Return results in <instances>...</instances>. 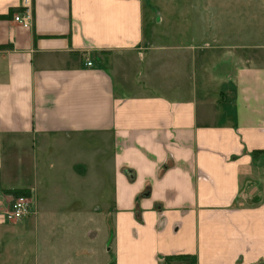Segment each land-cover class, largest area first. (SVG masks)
Returning a JSON list of instances; mask_svg holds the SVG:
<instances>
[{
	"label": "crops",
	"instance_id": "crops-1",
	"mask_svg": "<svg viewBox=\"0 0 264 264\" xmlns=\"http://www.w3.org/2000/svg\"><path fill=\"white\" fill-rule=\"evenodd\" d=\"M144 4L30 0L23 29L21 0H0V233L31 264H94L109 220L102 264H264V33L213 23L207 42L200 7L172 42ZM14 189L38 212L8 223Z\"/></svg>",
	"mask_w": 264,
	"mask_h": 264
},
{
	"label": "rangeland",
	"instance_id": "rangeland-1",
	"mask_svg": "<svg viewBox=\"0 0 264 264\" xmlns=\"http://www.w3.org/2000/svg\"><path fill=\"white\" fill-rule=\"evenodd\" d=\"M144 2L146 22L153 23L158 32L166 28L170 29L172 34L170 37L175 39V41L172 42L180 41L178 34L175 36L173 33H175L176 30L178 31L181 27L184 28L186 24L194 23L196 20V9H200V7L204 9L201 13H203L202 22L204 23L207 42L212 37L213 23H215L217 27L223 25H225V27L228 25L232 28L235 27L237 39L243 36V25H246L247 29L251 28L253 41L255 37L258 38L260 35L261 29L262 33H264V0H203V3H201V0H144ZM198 13H200V11H198ZM149 16H151V20L147 19ZM221 31L225 32L223 30ZM216 32H219V28L216 29ZM207 37L209 39H207ZM181 39L183 38L181 37ZM92 145V160L93 163H97L96 167H99L101 155L94 147V145L98 147L99 143L92 142ZM11 160V165L14 167L18 163L19 158L13 157ZM105 175L107 177L105 188L102 190L93 189L90 191V198L88 197L92 204H96L98 207L101 206L102 210H104V204L108 206L107 208L111 206L114 192L110 174ZM64 184L68 183L65 181ZM33 206L34 208L31 215H36L38 211L36 205L34 204ZM101 219H103V216ZM94 224L95 223H93V225ZM93 225L92 229L98 230V235L97 239L93 241L92 244L93 254L90 262L94 264L109 262L111 261V252H106V247L109 249L112 245L108 244L106 246L105 242L111 235L110 230L112 231V222L109 220L106 226L105 222L102 221V223H98L99 227H97V229L95 228L96 226L94 227ZM19 234V231L16 229H11L9 232H2V234L0 233V264H20L23 259H27L29 262L28 264H31V259L34 254L32 252H19L23 248L20 244L21 239ZM111 238L112 237H110V243ZM86 242L87 239H85V237L76 236L74 245L83 246ZM12 248H14V252H12ZM72 258L73 256L70 257V259ZM71 262L86 264L87 261L84 260L83 256H76Z\"/></svg>",
	"mask_w": 264,
	"mask_h": 264
},
{
	"label": "built area",
	"instance_id": "built-area-1",
	"mask_svg": "<svg viewBox=\"0 0 264 264\" xmlns=\"http://www.w3.org/2000/svg\"><path fill=\"white\" fill-rule=\"evenodd\" d=\"M20 13L13 16V21L23 29H29L33 20L30 0H21ZM87 66L91 65L90 61L86 62ZM34 206L31 200L25 196H16L12 198L3 211V217L8 223L18 222L25 216L31 215Z\"/></svg>",
	"mask_w": 264,
	"mask_h": 264
},
{
	"label": "trees",
	"instance_id": "trees-1",
	"mask_svg": "<svg viewBox=\"0 0 264 264\" xmlns=\"http://www.w3.org/2000/svg\"><path fill=\"white\" fill-rule=\"evenodd\" d=\"M5 17H7V16L0 15V19L5 18ZM1 47L2 46H0V48ZM259 153L260 152L254 151L252 153L253 158L256 157ZM6 192H8V194H11L13 196H20V195L21 196H25V197L28 196V193L25 190H21V189L8 190ZM181 258L182 257H166V258L163 259V262H164V264H169L172 261H181V260H183Z\"/></svg>",
	"mask_w": 264,
	"mask_h": 264
}]
</instances>
